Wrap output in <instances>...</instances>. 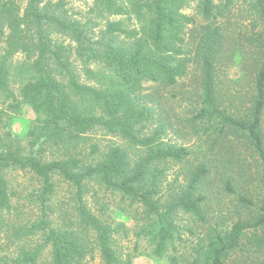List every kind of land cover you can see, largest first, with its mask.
Listing matches in <instances>:
<instances>
[{
	"label": "trees",
	"instance_id": "trees-1",
	"mask_svg": "<svg viewBox=\"0 0 264 264\" xmlns=\"http://www.w3.org/2000/svg\"><path fill=\"white\" fill-rule=\"evenodd\" d=\"M188 1L94 0V17L79 20L62 0H0V95L2 104L8 102L0 108V212L10 208L14 195L5 171L30 173L41 182L40 218L30 227L9 229L16 240L42 231L36 248L0 256V264H37L46 247L50 264H82L91 254L89 239L48 220L55 177L74 189L77 227L93 231L104 264H131V258L123 262L111 241L107 205L94 212L86 202L90 183L139 206L141 234L156 258L172 244L175 216L181 212L206 223L213 188L222 185L235 197L236 219L212 230L205 243L199 240L191 264H226L233 252L243 251L242 241L252 252L262 251L264 0H246L241 10L237 0H199L201 23L184 13ZM109 17L118 19L103 26L98 21ZM15 55L24 58L15 67L22 81L17 91L8 84ZM75 60L95 66L86 71L91 84L79 82ZM229 66L239 75L224 83ZM192 68L197 79L187 90L182 80ZM165 93L190 110L176 116L167 109ZM22 106L34 114L24 137L28 147L13 143L5 130ZM96 131L123 139L139 157L132 161L115 146L83 165L72 145ZM93 154L98 155L94 145ZM166 164L180 166L184 183L162 200Z\"/></svg>",
	"mask_w": 264,
	"mask_h": 264
},
{
	"label": "rangeland",
	"instance_id": "rangeland-1",
	"mask_svg": "<svg viewBox=\"0 0 264 264\" xmlns=\"http://www.w3.org/2000/svg\"><path fill=\"white\" fill-rule=\"evenodd\" d=\"M58 1V0H50ZM66 5V9L72 15L74 19L84 20L87 17H94V14L90 13V9L94 5V0H62ZM21 7H24V1H20ZM199 0H189L184 13L195 19L197 23L202 22L201 15L199 13ZM246 7V0H237L236 9H242ZM98 19V18H97ZM118 18L109 17L100 21L103 26L105 22H111ZM248 23V20H247ZM4 45L0 44V56L3 52ZM24 61L22 55H15L11 59L10 76H9V88L13 91H17L22 83L16 77L15 67ZM74 70L77 75V79L81 84H91L90 80L86 77L87 68L94 70L95 66L85 65L80 61H73ZM196 71L193 68L190 70V75L183 79L186 89H190V85L196 81ZM238 72L233 66H229V69L222 74L221 79L224 81L227 78L235 79L238 77ZM145 86L150 89L152 84L147 83ZM167 99V109L172 108L176 116H180L177 113L185 114L190 110L186 103H181L179 99H172L170 94L165 93ZM165 98V97H164ZM3 96L0 95V108H5L7 103H3ZM188 116V114H186ZM34 114L30 107L22 106L19 113L13 116L8 121L6 131L11 134V139L14 138L13 143H20L24 147H28L27 141L24 138L25 134L31 127ZM4 131L0 130V138L3 137ZM16 137V139H15ZM173 141L183 142L181 138L171 136ZM186 141V140H185ZM194 140L188 142L193 143ZM94 145L98 149V155H90V147ZM76 153L80 159L84 160L83 165L98 160L104 153L111 147H120L132 161L139 157V151L136 147L127 145L123 139L107 135L101 131L90 132L80 137L73 145ZM235 146V145H234ZM241 151L240 149H238ZM49 155L47 151L45 153ZM167 169L165 176L161 183L162 195L165 200L171 191H176L180 185L184 183L182 170L180 166L166 164ZM177 180L175 177L177 173ZM4 178L8 181L10 189L14 192V195L10 202L9 209H3L0 212V256H8L13 258L18 255L19 248L24 247L27 250L36 248L42 242V231H36L26 238L14 239L12 231L9 227H30L32 223H35L40 218V205L36 199L41 182L34 175L21 171V170H6ZM55 192L49 201L48 207V220L54 228L62 229L64 231L73 230L79 235L89 239L92 244V251L90 255H86L82 264H104L101 258L100 252L96 249L93 238L94 233L91 230L84 231L77 227L76 211L74 210V189L63 182L59 178H54ZM89 192L85 196V200L92 208L94 212L102 205H107V216L109 223L112 222V228L114 232L111 235V241L118 253L121 254L122 261L124 262L126 257L131 258V264H191L192 259L196 257L195 246L202 240H207L212 235V230L217 229L221 231L226 229L232 220L236 219L235 211L236 200L232 195H227L222 190V185L215 186L213 188V200L210 202L212 211L206 212V223L197 220L191 215H187L179 212L175 216V225L173 230L172 244L167 246V251L161 258H156L151 255V249L146 236L141 234L142 227H139V206L136 204H130L129 201H123L120 199L118 193H111L106 191L98 185L89 184ZM168 198V197H167ZM141 210V209H140ZM214 211V212H213ZM105 215V217H107ZM219 223L218 227H207L209 224ZM122 224L125 227H120L118 224ZM8 225V227H7ZM261 234L260 232L257 233ZM246 241H242L243 251L237 250L233 252L226 264H260L264 263V247L261 252H252V247L246 244ZM174 247V249H173ZM244 248L249 250L247 252ZM50 247L42 249L41 256L39 257L37 264H50ZM13 264V263H12Z\"/></svg>",
	"mask_w": 264,
	"mask_h": 264
}]
</instances>
